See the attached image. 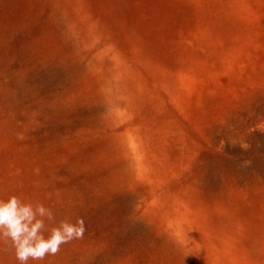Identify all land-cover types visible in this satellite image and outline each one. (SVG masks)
<instances>
[{"label":"rangeland","instance_id":"1","mask_svg":"<svg viewBox=\"0 0 264 264\" xmlns=\"http://www.w3.org/2000/svg\"><path fill=\"white\" fill-rule=\"evenodd\" d=\"M10 195L85 223L29 264H264V0H0Z\"/></svg>","mask_w":264,"mask_h":264},{"label":"clouds","instance_id":"2","mask_svg":"<svg viewBox=\"0 0 264 264\" xmlns=\"http://www.w3.org/2000/svg\"><path fill=\"white\" fill-rule=\"evenodd\" d=\"M46 221L55 222L56 215L42 202H28L18 195L0 199V243L14 253L17 264L55 256L62 245L83 239L86 231L82 217L61 219L50 229Z\"/></svg>","mask_w":264,"mask_h":264}]
</instances>
